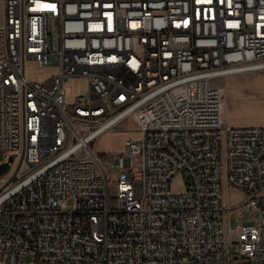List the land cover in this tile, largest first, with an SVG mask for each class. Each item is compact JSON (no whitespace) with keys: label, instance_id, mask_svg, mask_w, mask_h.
I'll return each mask as SVG.
<instances>
[{"label":"built area","instance_id":"built-area-1","mask_svg":"<svg viewBox=\"0 0 264 264\" xmlns=\"http://www.w3.org/2000/svg\"><path fill=\"white\" fill-rule=\"evenodd\" d=\"M2 9L0 165L15 159L0 176V264H224L234 243L228 264H264V127L226 126L212 83L264 74V0ZM27 62L48 72L28 77ZM127 120L138 138L119 154L112 209L97 144ZM225 188L244 199L225 207ZM244 212L258 219L227 233L225 214Z\"/></svg>","mask_w":264,"mask_h":264},{"label":"rangeland","instance_id":"rangeland-1","mask_svg":"<svg viewBox=\"0 0 264 264\" xmlns=\"http://www.w3.org/2000/svg\"><path fill=\"white\" fill-rule=\"evenodd\" d=\"M4 10L0 12V24L4 22ZM26 72L28 77H39L43 72H48L47 69H40L34 63L27 62ZM215 86H219L224 92L225 109H223V122L224 124L236 125L237 127H259L254 124L257 122L264 123V74L251 73L237 76H230L215 80L212 82ZM253 85L255 89H252ZM85 83L79 81L71 85L72 96L79 91L85 90ZM138 138L136 124L127 120L116 129L107 132L103 135L97 144V152L99 153L101 163L106 167L108 175L112 178L110 188V204L111 208H116V185L120 177V171L117 168L118 158L120 153H129L130 150L125 146L126 140H135ZM3 160L0 153V161ZM136 167L141 169V157L135 156ZM17 168V167H16ZM14 169V171L16 170ZM98 174L101 171L98 168ZM189 181V175L184 172L178 176L173 183V189L176 192L184 190L185 185ZM244 199L243 194L237 193L234 190L229 191L226 188L223 191V204L225 207L228 205L237 206ZM258 216H251L248 212L241 215L238 214H225L224 225L227 233L233 234L234 227L237 223L254 224ZM229 255L232 260L239 257V245L234 243L224 256V264H228ZM33 261L30 257H25L24 264H29Z\"/></svg>","mask_w":264,"mask_h":264},{"label":"water","instance_id":"water-1","mask_svg":"<svg viewBox=\"0 0 264 264\" xmlns=\"http://www.w3.org/2000/svg\"><path fill=\"white\" fill-rule=\"evenodd\" d=\"M14 159H15V157L12 156L9 159V163H5V164L0 165V176H2V174H5V173H7V172L10 171V169H11V163L14 162ZM21 162L22 161H20V163H19V165H18L15 173L13 174L12 178L10 179L9 183L10 182H14L16 180V174H17V172H18V170L20 168Z\"/></svg>","mask_w":264,"mask_h":264},{"label":"crops","instance_id":"crops-1","mask_svg":"<svg viewBox=\"0 0 264 264\" xmlns=\"http://www.w3.org/2000/svg\"><path fill=\"white\" fill-rule=\"evenodd\" d=\"M247 74H251V73H247ZM241 75H244V74H241ZM246 75V74H245ZM235 76H237V75H235ZM248 86H251L252 87V89H255L256 90V88L253 86V85H249L248 84ZM231 126H236V125H233V124H230ZM255 126H259V127H264V123H260V122H257V123H255L254 124ZM229 191H232V190H229ZM235 192H237V193H241V192H238V191H235ZM242 194V193H241ZM244 196V195H243Z\"/></svg>","mask_w":264,"mask_h":264},{"label":"bare ground","instance_id":"bare-ground-1","mask_svg":"<svg viewBox=\"0 0 264 264\" xmlns=\"http://www.w3.org/2000/svg\"><path fill=\"white\" fill-rule=\"evenodd\" d=\"M224 109H225V100H224V107H223ZM22 169L24 170L25 169V167H22Z\"/></svg>","mask_w":264,"mask_h":264}]
</instances>
